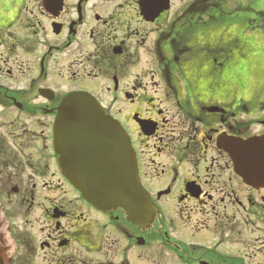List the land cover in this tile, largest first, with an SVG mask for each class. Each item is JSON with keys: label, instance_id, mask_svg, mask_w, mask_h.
<instances>
[{"label": "flooded vegetation", "instance_id": "obj_1", "mask_svg": "<svg viewBox=\"0 0 264 264\" xmlns=\"http://www.w3.org/2000/svg\"><path fill=\"white\" fill-rule=\"evenodd\" d=\"M255 14L264 0H0V264H264V179L221 148L264 143ZM75 93L124 131L150 220L63 176L53 126Z\"/></svg>", "mask_w": 264, "mask_h": 264}, {"label": "water", "instance_id": "obj_2", "mask_svg": "<svg viewBox=\"0 0 264 264\" xmlns=\"http://www.w3.org/2000/svg\"><path fill=\"white\" fill-rule=\"evenodd\" d=\"M53 134L60 167L85 200L103 211L120 207L132 222L150 219L153 208L138 183L127 138L87 94L63 99ZM262 144L260 140L223 139L221 148L237 174L251 181L264 179V160H257V146ZM252 151L254 164H249Z\"/></svg>", "mask_w": 264, "mask_h": 264}, {"label": "rangeland", "instance_id": "obj_3", "mask_svg": "<svg viewBox=\"0 0 264 264\" xmlns=\"http://www.w3.org/2000/svg\"><path fill=\"white\" fill-rule=\"evenodd\" d=\"M261 31H255L249 37L248 44L251 46L252 53L249 55L251 61L254 63L260 62L264 59V27L259 26ZM249 91V87L245 86L244 89L240 90L241 94H246Z\"/></svg>", "mask_w": 264, "mask_h": 264}]
</instances>
